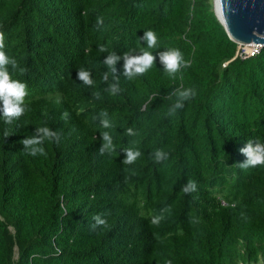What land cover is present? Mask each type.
I'll return each mask as SVG.
<instances>
[{
	"label": "trees",
	"instance_id": "obj_1",
	"mask_svg": "<svg viewBox=\"0 0 264 264\" xmlns=\"http://www.w3.org/2000/svg\"><path fill=\"white\" fill-rule=\"evenodd\" d=\"M148 30L157 35L152 49L139 40ZM0 33L2 50L26 70L12 78L28 92L19 120L0 118V264L264 261V166L236 165L248 139L264 142V46L243 58L214 0H0ZM99 46L121 56L150 51L156 63L127 80L121 60V92L112 95ZM166 49L190 66L163 72L158 52ZM80 68L93 86L77 79ZM181 86L196 95L169 115ZM101 112L112 128L101 127ZM43 126L60 142L46 141V155L26 154L20 141ZM103 131L113 136L110 156L98 154ZM129 147L141 156L125 165ZM157 149L168 153L159 164L150 156ZM189 180L197 190L185 194ZM94 215L107 223L92 230Z\"/></svg>",
	"mask_w": 264,
	"mask_h": 264
},
{
	"label": "clouds",
	"instance_id": "obj_2",
	"mask_svg": "<svg viewBox=\"0 0 264 264\" xmlns=\"http://www.w3.org/2000/svg\"><path fill=\"white\" fill-rule=\"evenodd\" d=\"M104 19L102 16L97 17L95 27L97 30L103 28ZM146 44V48L152 49L157 46V35L152 31H144V35L139 38ZM4 48V36L0 33V118L4 123L11 125L13 121L19 120L24 115L27 106L25 99L28 95L27 85L18 79L12 78V72L19 71L24 73L26 70L21 68L15 58H10L2 49ZM98 51L101 53H107L103 64L107 67L103 75V80L107 84L105 91L112 95H117L121 92L119 86V77L117 64L122 60V76L127 80H132L135 77L144 75L152 66L156 63L157 56L153 55V52L141 49L136 51L135 49L126 51L123 55H118L115 52H108L104 46H99ZM159 62L163 67V72L169 76L175 77V75L181 71L182 68L189 67V63L184 59L182 52L179 49H166L158 52ZM11 68V72L10 69ZM113 77V82L109 83V76ZM77 79L85 86L91 87L94 84L91 72L80 68L77 69ZM176 97L175 102L170 106L168 110L169 115H175L178 110L184 108L185 103L190 101L195 95V89L179 87L174 89L170 96ZM96 99L100 98L99 93L94 94ZM69 113L65 111L62 114V119L67 120ZM99 123L102 128H112V122L108 118L107 112H101L99 114ZM127 136H135L136 132L132 128L126 129ZM5 138L10 136L8 130L4 132ZM100 147L98 148V154L111 155L116 151L113 136L109 131H103L100 133ZM46 141L55 143L60 142V134L52 130L47 126L37 127L35 132L20 141L26 154L36 156L37 154L46 155L45 149L42 146ZM123 152L125 158L122 163L125 165L134 164L141 156V152L131 147L124 148ZM241 155L245 157L243 162H239L236 165L241 169L256 168L264 166V142L259 139H248L244 147L239 149ZM151 158L157 163H162L168 159V153L162 149H157L150 153ZM197 190V184L195 181L189 180L186 184L181 185V191L185 194H191ZM168 211V209H161V213ZM95 223L91 225L92 230H95L98 226H104L107 221L102 218L101 215H94L92 217ZM163 219V215H158L152 218V223L159 224ZM171 264V262H168ZM264 264V261L261 262Z\"/></svg>",
	"mask_w": 264,
	"mask_h": 264
},
{
	"label": "water",
	"instance_id": "obj_3",
	"mask_svg": "<svg viewBox=\"0 0 264 264\" xmlns=\"http://www.w3.org/2000/svg\"><path fill=\"white\" fill-rule=\"evenodd\" d=\"M214 10L232 40L264 46V0H214Z\"/></svg>",
	"mask_w": 264,
	"mask_h": 264
},
{
	"label": "built area",
	"instance_id": "obj_4",
	"mask_svg": "<svg viewBox=\"0 0 264 264\" xmlns=\"http://www.w3.org/2000/svg\"><path fill=\"white\" fill-rule=\"evenodd\" d=\"M244 49V53H241V56L243 58L255 55L256 53H258L260 51V49L262 48L261 44H256V43H252L250 45H248V47H250L251 50H249L248 47H246L245 45H241Z\"/></svg>",
	"mask_w": 264,
	"mask_h": 264
},
{
	"label": "bare ground",
	"instance_id": "obj_5",
	"mask_svg": "<svg viewBox=\"0 0 264 264\" xmlns=\"http://www.w3.org/2000/svg\"><path fill=\"white\" fill-rule=\"evenodd\" d=\"M217 7H218V4H217ZM253 42H251V43H240L241 45H250V44H252Z\"/></svg>",
	"mask_w": 264,
	"mask_h": 264
},
{
	"label": "rangeland",
	"instance_id": "obj_6",
	"mask_svg": "<svg viewBox=\"0 0 264 264\" xmlns=\"http://www.w3.org/2000/svg\"><path fill=\"white\" fill-rule=\"evenodd\" d=\"M245 46L248 47V45H245ZM248 48H249V50H251L250 47H248Z\"/></svg>",
	"mask_w": 264,
	"mask_h": 264
}]
</instances>
